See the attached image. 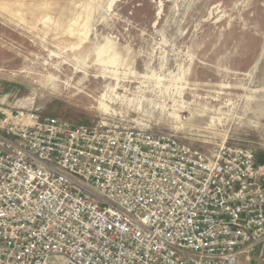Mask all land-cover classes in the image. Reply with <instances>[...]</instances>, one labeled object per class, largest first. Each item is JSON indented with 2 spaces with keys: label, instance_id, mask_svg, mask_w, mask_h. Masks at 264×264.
Wrapping results in <instances>:
<instances>
[{
  "label": "built area",
  "instance_id": "2783aa9c",
  "mask_svg": "<svg viewBox=\"0 0 264 264\" xmlns=\"http://www.w3.org/2000/svg\"><path fill=\"white\" fill-rule=\"evenodd\" d=\"M263 247L252 149L0 110V264H236Z\"/></svg>",
  "mask_w": 264,
  "mask_h": 264
},
{
  "label": "rangeland",
  "instance_id": "374dc122",
  "mask_svg": "<svg viewBox=\"0 0 264 264\" xmlns=\"http://www.w3.org/2000/svg\"><path fill=\"white\" fill-rule=\"evenodd\" d=\"M21 109L263 166L264 0H0V110Z\"/></svg>",
  "mask_w": 264,
  "mask_h": 264
},
{
  "label": "crops",
  "instance_id": "0c3cea01",
  "mask_svg": "<svg viewBox=\"0 0 264 264\" xmlns=\"http://www.w3.org/2000/svg\"><path fill=\"white\" fill-rule=\"evenodd\" d=\"M236 264H264V247L252 256L240 255Z\"/></svg>",
  "mask_w": 264,
  "mask_h": 264
},
{
  "label": "bare ground",
  "instance_id": "6f19581e",
  "mask_svg": "<svg viewBox=\"0 0 264 264\" xmlns=\"http://www.w3.org/2000/svg\"><path fill=\"white\" fill-rule=\"evenodd\" d=\"M107 109V108H106Z\"/></svg>",
  "mask_w": 264,
  "mask_h": 264
}]
</instances>
